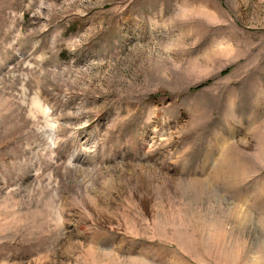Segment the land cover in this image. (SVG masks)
Listing matches in <instances>:
<instances>
[{"label": "rangeland", "instance_id": "1", "mask_svg": "<svg viewBox=\"0 0 264 264\" xmlns=\"http://www.w3.org/2000/svg\"><path fill=\"white\" fill-rule=\"evenodd\" d=\"M0 264H264V0H0Z\"/></svg>", "mask_w": 264, "mask_h": 264}]
</instances>
